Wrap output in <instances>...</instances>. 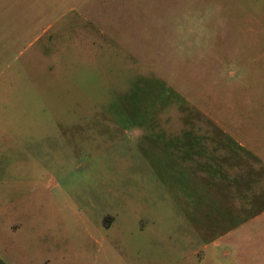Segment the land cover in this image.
<instances>
[{"label":"rangeland","instance_id":"obj_1","mask_svg":"<svg viewBox=\"0 0 264 264\" xmlns=\"http://www.w3.org/2000/svg\"><path fill=\"white\" fill-rule=\"evenodd\" d=\"M257 45L264 0H0V258L264 264L262 166L194 108Z\"/></svg>","mask_w":264,"mask_h":264},{"label":"crops","instance_id":"obj_2","mask_svg":"<svg viewBox=\"0 0 264 264\" xmlns=\"http://www.w3.org/2000/svg\"><path fill=\"white\" fill-rule=\"evenodd\" d=\"M243 50L264 51V46L257 45L247 49L243 48ZM233 81L235 84L231 86L230 92L228 89L224 91L207 88L206 109L199 105H194V108L212 122L222 137L225 136L236 142L262 166V168H256V181L254 182L250 180L251 174H247L246 182L240 176L239 189L264 190V177H261V180L257 179L259 176H264L261 175L264 174V53L257 54L253 60L247 59L241 62L239 77ZM220 97H224L227 101L223 105L227 109L224 113L223 109L214 106L212 102L208 104L209 100L218 101ZM189 103L192 105L191 102ZM227 111H231V114L227 115ZM263 215L264 210L254 216L255 220L262 218ZM258 236L264 237V228ZM206 246L207 244L203 248ZM204 256L205 254H202L199 259L197 258L199 263H204L206 259H209H204Z\"/></svg>","mask_w":264,"mask_h":264},{"label":"trees","instance_id":"obj_3","mask_svg":"<svg viewBox=\"0 0 264 264\" xmlns=\"http://www.w3.org/2000/svg\"><path fill=\"white\" fill-rule=\"evenodd\" d=\"M0 264H6V263L0 258Z\"/></svg>","mask_w":264,"mask_h":264}]
</instances>
